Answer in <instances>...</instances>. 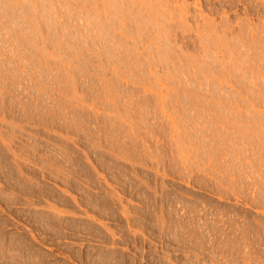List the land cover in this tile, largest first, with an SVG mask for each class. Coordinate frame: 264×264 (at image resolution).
I'll list each match as a JSON object with an SVG mask.
<instances>
[{"label":"rangeland","instance_id":"rangeland-1","mask_svg":"<svg viewBox=\"0 0 264 264\" xmlns=\"http://www.w3.org/2000/svg\"><path fill=\"white\" fill-rule=\"evenodd\" d=\"M90 1L0 0L3 232L50 263L264 264V0Z\"/></svg>","mask_w":264,"mask_h":264},{"label":"bare ground","instance_id":"bare-ground-1","mask_svg":"<svg viewBox=\"0 0 264 264\" xmlns=\"http://www.w3.org/2000/svg\"><path fill=\"white\" fill-rule=\"evenodd\" d=\"M7 1V0H6ZM86 1V0H85ZM92 1V0H91ZM90 1V2H91ZM105 1H108V3H109V0H105ZM111 1V0H110ZM123 1V0H122ZM127 1H129L130 2V0H127ZM137 1V0H136ZM150 2H151V0H149ZM154 1V0H153ZM4 2V1H3ZM42 2H43V0H42ZM50 2V1H49ZM88 3H89V1H87ZM95 2V1H94ZM97 2V1H96ZM98 2H100V1H98ZM98 2H97V4H98ZM104 2V1H103ZM113 2H117V0L116 1H113ZM133 2V1H132ZM135 2V1H134ZM142 2V1H141ZM143 2H148V1H144L143 0ZM155 2V1H154ZM8 3V2H7ZM6 3V4H7ZM57 3H58V1H57ZM61 3H62V1H61ZM68 3H70V2H68ZM111 3H112V1H111ZM124 4H126L125 6L126 7H128L129 5H128V2H123ZM122 3V4H123ZM131 3V2H130ZM139 3V2H138ZM158 3V2H157ZM161 3V2H160ZM3 4V3H2ZM51 4V3H50ZM75 4V3H74ZM78 4V3H77ZM83 4V3H82ZM85 4L86 3H84L83 5H84V8L86 7L85 6ZM90 5L92 4V3H89ZM95 4V3H94ZM114 4V3H113ZM155 4V3H154ZM34 5V4H33ZM41 5V4H40ZM65 5V4H64ZM79 5V4H78ZM87 5V4H86ZM90 5H88V6H90ZM93 5V4H92ZM91 5V6H92ZM104 4L102 3V6H103ZM128 5V6H127ZM131 5V4H130ZM141 5H143V4H141ZM140 5V6H141ZM146 5V4H145ZM152 5V4H151ZM161 5V4H160ZM187 5V4H186ZM0 6H1V4H0ZM13 6V5H12ZM59 6V5H58ZM67 6V5H66ZM94 6H100L99 8H102V6L100 5V3L98 4V5H94ZM155 6V5H154ZM154 6L152 7V8H154ZM158 6V5H157ZM164 6V5H163ZM162 6V7H163ZM8 7H9V5H8ZM68 7V6H67ZM74 7V6H73ZM106 7V6H105ZM116 7H117V5H116ZM120 7V6H119ZM130 7V6H129ZM148 7V6H147ZM159 7V6H158ZM178 7V6H177ZM1 8V7H0ZM45 8V7H44ZM78 8V7H77ZM82 8V7H81ZM83 8V9H84ZM98 8V9H99ZM111 8V7H110ZM109 8V9H110ZM114 8V7H113ZM118 8V7H117ZM121 8H124V6L122 7V5H121ZM131 8V7H130ZM145 8H146V6H145ZM151 8V9H152ZM156 8V7H155ZM161 8V7H160ZM159 8V9H160ZM163 8H165V9H167L166 7H163ZM35 9V8H34ZM80 9V8H79ZM86 9V8H85ZM94 9H96L95 7H94ZM97 9V10H98ZM102 9H104V7L102 8ZM107 9V8H106ZM116 9V8H115ZM119 9V8H118ZM132 9V8H131ZM139 9H141V8H139ZM150 9V8H149ZM158 9V8H157ZM156 9V10H157ZM162 9V8H161ZM158 10V11H162L163 12V10ZM164 9V10H165ZM171 9V8H170ZM10 10V9H9ZM8 10V11H9ZM37 10V9H36ZM42 10V9H41ZM45 10V9H44ZM47 10V9H46ZM45 10V11H46ZM96 10V11H97ZM113 10V9H112ZM119 10H125V9H119ZM134 10V9H133ZM142 10V9H141ZM144 10V9H143ZM143 10L141 11V12H143ZM146 10L147 11H149L147 8H146ZM155 10V9H154ZM154 10H151V12L153 11V12H155ZM168 10V9H167ZM38 11V10H37ZM71 11V10H70ZM79 11H82L81 9L79 10ZM100 11V10H99ZM118 11V10H117ZM121 11H119V13L121 12ZM139 11V10H138ZM157 11V12H158ZM166 11V10H165ZM164 11V12H165ZM171 11V10H170ZM174 11V10H173ZM187 11V10H186ZM11 12V11H10ZM50 12V11H49ZM59 12V11H58ZM84 12V11H83ZM101 12H102V10H101ZM103 12H105V9H104V11ZM102 12V13H103ZM106 12H108V13H110L108 10L106 11ZM106 12L105 13H103V14H105V16H108L109 14H106ZM125 12V11H124ZM123 11H122V13H124ZM127 12V11H126ZM125 12V13H126ZM145 12V11H144ZM150 12V11H149ZM148 12V13H149ZM1 13V12H0ZM33 13V12H32ZM51 13V12H50ZM49 13V14H50ZM52 13H54V12H52ZM60 13V12H59ZM69 13V12H68ZM82 13V12H81ZM97 13H98V11H97ZM117 14H119L118 12H116ZM135 13V12H134ZM147 13V12H146ZM145 13V14H146ZM156 13V12H155ZM184 13V12H183ZM182 13V14H183ZM191 13V12H190ZM6 14V13H5ZM37 14V13H36ZM63 14V13H62ZM80 14V13H79ZM83 14V13H82ZM150 14V13H149ZM160 14H162V13H160ZM184 14H186V13H184ZM183 14V15H184ZM1 15H2V13H1ZM4 15V14H3ZM3 15L1 16V18L3 17ZM8 15V14H7ZM47 15V14H46ZM45 15V16H46ZM77 15V14H76ZM85 15V14H84ZM83 15V16H84ZM116 15V14H115ZM121 15V14H120ZM119 15V17H121V19H122V16L123 15H125V14H122V16H120ZM137 15H139L138 13H137ZM141 15H142V13H141ZM153 15H154V13H153ZM152 15V18L154 17ZM156 15H158V13H156ZM165 15H167V14H165ZM37 16V15H36ZM63 16H64V14H63ZM71 16V15H70ZM88 16V15H87ZM113 16V15H112ZM116 16H118V15H116ZM145 16V15H144ZM143 16V18H145ZM162 16V15H161ZM164 16V15H163ZM72 17V16H71ZM74 17V16H73ZM85 17V16H84ZM90 17V16H89ZM127 17V16H126ZM138 17V16H137ZM142 17V16H141ZM157 17V16H156ZM155 17V18H156ZM160 17V16H159ZM179 17V16H178ZM182 17V16H181ZM180 17V18H181ZM6 18V17H5ZM7 18H8V16H7ZM58 18V17H57ZM88 18V17H87ZM114 18H115V16H114ZM139 18V17H138ZM148 18H149V15H148ZM158 18V17H157ZM162 18H164V17H162ZM161 18V19H162ZM52 19V18H51ZM78 19V18H77ZM81 19V18H80ZM117 19H118V17H117ZM136 19V18H135ZM179 19V18H178ZM184 19V18H183ZM182 19V20H183ZM41 20V19H40ZM43 20V19H42ZM56 20V19H55ZM113 20V19H112ZM115 20V19H114ZM113 20V21H114ZM124 20V19H123ZM142 20V19H141ZM147 20V19H146ZM152 20V19H151ZM156 20V19H155ZM170 20V19H169ZM174 20V19H173ZM172 20V21H173ZM1 21V20H0ZM3 21V20H2ZM7 21V20H6ZM48 21V20H47ZM59 21V20H58ZM63 21V20H62ZM81 21V20H80ZM79 21V22H80ZM120 21V20H119ZM130 21V20H129ZM137 21V20H136ZM148 21H149V19H148ZM159 20H157V22H158ZM175 21H177V20H175ZM19 22V21H18ZM39 22V21H38ZM75 22H76V20H75ZM106 22V21H105ZM115 22V21H114ZM138 22H139V20H138ZM138 22H136V23H138ZM150 22V21H149ZM152 22V21H151ZM153 22H154V20H153ZM162 22V21H161ZM165 22V21H164ZM163 22V23H164ZM180 22V21H179ZM12 23V22H11ZM60 23V22H59ZM63 23V22H62ZM72 23V22H71ZM108 23V22H107ZM123 22H122V20H121V24H122ZM125 23V22H124ZM140 23V22H139ZM145 23V22H144ZM160 23V22H159ZM176 23V22H175ZM178 23V22H177ZM188 23V22H187ZM6 24V23H5ZM55 24V23H54ZM70 24V23H69ZM73 24V23H72ZM82 24V23H81ZM97 24H100V26L102 27V25H101V22H98ZM149 24V23H148ZM152 24H155V23H152ZM156 24H158V23H156ZM162 24V23H161ZM161 24H159V25H161ZM173 24V23H172ZM183 24V23H182ZM4 25V24H3ZM59 25V24H58ZM83 25V24H82ZM110 25H112L111 23H110ZM113 25H114V23H113ZM120 25V24H119ZM134 25V24H133ZM140 25V24H139ZM147 25V24H146ZM163 25V24H162ZM161 25V26H162ZM169 25H170V23H169ZM175 25V24H174ZM5 26H7V25H5ZM48 26V25H47ZM50 26V25H49ZM48 26V27H49ZM65 26V25H64ZM122 27H123V24L121 25ZM127 26V25H126ZM125 26V27H126ZM137 26H138V24H137ZM143 26V25H142ZM150 26H152V25H150ZM149 26V27H150ZM158 26V25H157ZM160 26V27H161ZM76 27V26H75ZM77 27H78V25H77ZM98 27V26H97ZM100 27V28H101ZM112 27H114V26H112ZM116 27V26H115ZM129 27V26H128ZM147 27V26H146ZM164 27V26H163ZM166 27V26H165ZM177 27V26H176ZM184 27V26H183ZM191 27V26H190ZM209 27V26H208ZM59 28V27H58ZM63 28V27H62ZM90 28V27H89ZM104 28H109L108 26H104L103 27V29ZM117 28V27H116ZM137 28V27H136ZM153 28V27H152ZM162 28V27H161ZM178 28V27H177ZM48 29V28H47ZM87 29V28H86ZM99 29V28H98ZM102 29V30H103ZM111 29V28H110ZM125 29V28H124ZM124 29H123V31H124ZM148 29V28H147ZM168 29V28H167ZM184 29H186V28H184ZM53 30V29H52ZM80 30V29H79ZM89 30V29H88ZM127 30V29H126ZM156 30H160V28L159 29H156ZM162 30V29H161ZM95 31V30H94ZM99 32H100V29H99ZM146 31H144V33H145ZM162 32V31H161ZM165 32V31H164ZM206 32V31H205ZM208 32V31H207ZM218 32V31H217ZM79 33V32H78ZM131 33V32H130ZM134 33V32H133ZM175 33V32H174ZM82 34V33H81ZM86 34V33H85ZM124 34H126V32L124 33ZM139 34V33H138ZM143 34V33H142ZM164 34V33H163ZM172 34V33H171ZM176 34V33H175ZM217 34V33H216ZM71 35V34H70ZM154 35V34H153ZM158 35V34H157ZM51 36V35H50ZM59 36V35H58ZM57 36V38H59ZM79 36V35H78ZM90 36V35H89ZM125 36V35H124ZM130 36V35H129ZM136 36V35H135ZM148 36V35H147ZM155 36V35H154ZM159 36H160V34H159ZM176 36V35H175ZM213 36V35H212ZM215 36V35H214ZM31 37V36H30ZM63 37V36H62ZM70 37V36H69ZM83 37H85V36H83ZM161 37V36H160ZM164 38H165V36H163ZM60 38H61V36H60ZM89 38V37H88ZM95 38V37H94ZM123 38V37H122ZM138 38H139V36H138ZM146 38V37H145ZM158 38V37H157ZM169 38H170V36H169ZM174 38H176V37H173V39ZM77 39V38H76ZM80 39V38H79ZM83 39V38H82ZM147 39V38H146ZM151 39V38H150ZM163 39V38H162ZM161 39V40H162ZM166 39V38H165ZM172 39V40H173ZM221 39V38H220ZM224 39V38H223ZM56 40V39H55ZM78 40V39H77ZM106 40V39H105ZM144 40V39H143ZM201 40V39H200ZM87 41V40H86ZM89 41V40H88ZM159 41V40H158ZM163 41V40H162ZM85 42V41H84ZM106 42V41H105ZM131 42V41H130ZM161 42V41H160ZM177 42V41H176ZM175 42V43H176ZM205 42V41H204ZM59 44V43H58ZM114 44V43H113ZM116 44V43H115ZM146 44V43H145ZM164 44V43H163ZM167 44V43H166ZM170 44V43H169ZM70 45V44H69ZM83 45V44H82ZM102 45V44H101ZM149 45V44H148ZM157 45V44H156ZM235 45V44H234ZM116 46V45H115ZM151 46V45H150ZM169 46V45H168ZM73 47V46H72ZM119 47V46H118ZM129 47V46H128ZM140 47V46H139ZM182 47V46H181ZM238 47V46H237ZM240 47V46H239ZM69 48V47H68ZM110 48V47H109ZM117 48V47H116ZM134 48V47H133ZM146 48H148V47H146ZM160 48V47H159ZM162 48H163V46H162ZM167 48H169V47H167ZM172 48V47H171ZM90 49V48H89ZM119 49V48H118ZM142 49V48H141ZM158 49V48H157ZM146 50V49H145ZM175 50V49H174ZM178 50V49H177ZM118 51V50H117ZM141 52V51H140ZM150 52V51H149ZM158 52V51H157ZM111 53V52H110ZM135 53H136V51H135ZM161 53V52H160ZM163 53V52H162ZM108 54V53H107ZM127 54V53H126ZM139 54V53H138ZM172 54V53H171ZM182 54V53H181ZM119 55V54H118ZM132 55V54H131ZM159 55V54H158ZM178 55V54H177ZM115 56V55H114ZM123 56V55H122ZM189 56V55H188ZM253 56V55H252ZM131 57V56H130ZM209 57V56H208ZM180 58V57H179ZM197 58V57H196ZM195 58V59H196ZM139 59V58H138ZM149 59H150V57H149ZM166 59V58H165ZM171 59V58H170ZM174 59V58H173ZM181 59V58H180ZM245 59V58H244ZM123 60V59H122ZM128 61V60H127ZM147 61V60H146ZM155 61V60H154ZM168 61V60H167ZM166 61V62H167ZM173 61H175V60H173ZM138 62V61H137ZM151 62V61H150ZM152 62H153V60H152ZM161 62V61H160ZM165 62V61H164ZM174 63V62H173ZM148 64V63H147ZM162 64V63H161ZM184 64V63H183ZM182 64V65H183ZM201 64V63H200ZM244 64V63H243ZM119 65V64H118ZM154 65V64H153ZM152 65V66H153ZM127 66V65H126ZM156 66V65H155ZM175 66V65H174ZM204 66V65H203ZM162 67V66H161ZM169 67V66H168ZM167 67V68H168ZM120 68V67H119ZM149 68V67H148ZM164 68V67H163ZM202 68V67H201ZM236 68V67H235ZM157 71H158V69H156ZM164 70H165V68H164ZM202 70V69H201ZM239 70V69H238ZM233 72H235V71H233ZM232 72V73H233ZM237 73V72H236ZM204 76V75H203ZM201 77V76H200ZM164 78V77H163ZM205 78V77H204ZM162 80V79H161ZM169 79H167V81H168ZM174 80V79H173ZM166 81V82H167ZM184 81V80H183ZM199 82H200V80H199ZM198 82V83H199ZM207 82V81H206ZM220 82V81H219ZM218 82V83H219ZM180 83V82H179ZM163 84V83H162ZM175 84V83H174ZM204 84V83H203ZM171 85V84H170ZM177 85V84H176ZM181 86V85H180ZM189 86V85H188ZM201 86V85H200ZM206 86V85H205ZM199 88V87H198ZM261 88V87H260ZM257 89V88H256ZM259 89V88H258ZM207 90V89H206ZM247 91V90H246ZM253 91V90H252ZM259 92V91H258ZM187 93H188V91H187ZM263 94V93H262ZM250 95V94H249ZM254 95V94H253ZM261 97V96H260ZM259 98V97H258ZM193 101V100H192ZM254 101H256V99L254 100ZM194 102V101H193ZM262 102V101H261ZM260 102V103H261ZM239 110V109H238ZM237 110V111H238ZM255 110H257L256 108H255ZM257 115H259V114H257ZM233 163V162H232ZM248 165V164H247ZM47 169V168H46ZM238 170V169H237ZM62 171V170H61ZM36 172V171H35ZM226 172V171H225ZM224 172V173H225ZM227 173V172H226ZM243 174V173H242ZM68 175V174H67ZM70 177V176H69ZM53 179V178H52ZM234 179V178H233ZM17 180V179H16ZM68 180V179H67ZM235 180V179H234ZM39 184V183H38ZM41 185V184H40ZM42 186V185H41ZM42 187H40V189H41ZM35 190V189H34ZM65 190V189H64ZM25 192V191H24ZM37 193V194H36ZM31 194V193H30ZM12 195V194H11ZM46 195H50L48 192H46V191H43V190H41L40 192H39V190H38V192H35L34 193V196L33 197H35L38 201L42 198V197H46ZM32 197V198H33ZM41 197V198H40ZM85 197V196H84ZM10 198V197H9ZM34 198V199H35ZM49 198V197H48ZM53 198V197H52ZM75 198V197H74ZM73 198V199H74ZM11 199V198H10ZM31 199V198H30ZM34 199H33V201H34ZM54 199H56V197L54 198ZM58 199V198H57ZM89 199V198H88ZM5 200V199H4ZM7 200H9V199H7ZM15 200V199H14ZM92 200V199H91ZM38 201H36V202H38ZM58 202H56L57 204H60L62 207H71V205H69L68 206V202H66L63 198L62 199H58L57 200ZM74 201H75V203L77 202L76 201V198L74 199ZM79 201V200H78ZM95 201V200H94ZM35 202V201H34ZM42 202V201H41ZM80 202V201H79ZM89 202V201H88ZM29 203V202H28ZM90 203V202H89ZM8 204H9V202H8ZM13 204H14V202H13ZM36 204V203H35ZM34 204V205H35ZM38 204V203H37ZM81 204V203H80ZM96 204H97V202H96ZM32 205H33V203H32ZM39 205H41V204H39ZM75 205H79V203L77 204H75ZM36 206V205H35ZM95 207V206H94ZM48 209L49 210H47V212H34V213H31V215L30 216H28L29 217V220H32L37 226L36 227H38V229L41 231V230H43L42 232H44V233H51L53 236H55V235H57V237L59 236V237H62V236H64V231L65 230H68V228H67V226H66V222H65V220H64V218H65V216L66 215H68V213L66 212L67 211V209H66V211H65V209H57L56 207H53V206H49L48 207ZM95 209H93V211H94ZM97 210V209H96ZM101 210V209H100ZM70 211V210H69ZM96 212V211H95ZM73 213V212H72ZM86 213H90V210H89V212H86ZM93 213V212H92ZM70 214V213H69ZM102 214V213H101ZM100 214V215H101ZM88 215V214H87ZM90 215V214H89ZM92 215V214H91ZM90 215V216H91ZM94 215V214H93ZM95 215H96V213H95ZM89 216V217H90ZM87 217V216H86ZM93 216H91V218H92ZM96 217H97V215H96ZM95 219V218H94ZM9 220V219H8ZM93 220V219H92ZM22 222V221H21ZM2 224V223H1ZM7 224L6 223H3L2 225H0V264H23L24 263V260H27V261H30V260H33L32 262H34L35 264H59V263H57V262H55V263H50V262H48V261H46L45 259H46V256H47V254H43L42 252H40L39 251V253L34 249V248H32L33 246H32V243H30V245L32 246V247H30V245L28 244L27 245V238H24V236L23 235H20V236H18V237H16V236H10V235H6L4 232H3V229H5V228H2V227H5ZM68 225H70L69 223H68ZM75 225V224H74ZM69 228H70V226H69ZM73 228V227H72ZM72 228H70L71 230H72ZM60 231H62V234L63 235H61V233H59ZM72 231H74L75 233L77 232V234L79 235V234H85L86 233V228H84V227H75L74 226V228H73V230ZM66 232V231H65ZM109 232V231H108ZM43 233V234H44ZM42 234V235H43ZM87 234H89V233H87ZM104 234V233H103ZM101 232L99 233V235H96V237H98V238H101V239H104V235H103ZM33 235V234H32ZM31 235V236H32ZM48 235H50V234H48ZM36 237H38L37 235H35ZM112 236L113 237H115L116 235L114 234V233H112ZM35 237V238H36ZM49 237V236H48ZM51 237V236H50ZM49 237V238H50ZM58 237V238H59ZM106 238L105 239H107V236H105ZM35 238L33 237V242L34 241H36L35 240ZM53 238V237H52ZM55 238V237H54ZM63 238H65V237H63ZM44 239V238H43ZM57 239V238H56ZM62 239V238H61ZM38 240V239H37ZM45 240L46 239H44V242H45ZM109 240V239H108ZM48 241V240H47ZM105 241V240H104ZM40 242V241H39ZM38 241H37V243L38 244H40ZM107 242V241H106ZM105 242V243H106ZM109 242V241H108ZM102 243H103V241H102ZM45 244V243H44ZM43 244V245H44ZM53 244V243H52ZM116 244V243H115ZM114 244V246H116ZM33 245H34V243H33ZM46 245V244H45ZM44 245V246H45ZM80 245V244H79ZM60 246V248H62V250L64 251V249H63V247L61 246V245H59ZM80 246H83L82 244L80 245ZM30 247V248H29ZM50 249V248H49ZM58 249V248H57ZM56 249V250H57ZM51 251H52V249H50ZM116 250V249H115ZM109 251V250H108ZM114 251V250H113ZM67 252V251H66ZM72 252L73 253H71V252H68V253H71L70 254V256H69V258L70 259H72V260H74V261H76V262H78L79 264H85V263H87L89 260H93L94 262L96 261V263L98 262L99 264H110V263H114V264H123L124 262H120V260H118L116 257H114V256H116V255H114V253L116 252H113V256L111 255V256H108L107 255V252H105L104 253V251H102L100 254H99V256L98 257H96V258H94V255H92V253L91 252H82V251H73L72 250ZM110 252V251H109ZM109 254V253H108ZM110 254H111V252H110ZM44 256H45V258H44ZM48 257V256H47ZM48 260V259H47ZM27 261H25V262H27ZM92 261V262H93ZM96 263H93V264H96ZM26 264H29V263H26ZM31 264V263H30ZM91 264V263H90Z\"/></svg>","mask_w":264,"mask_h":264}]
</instances>
